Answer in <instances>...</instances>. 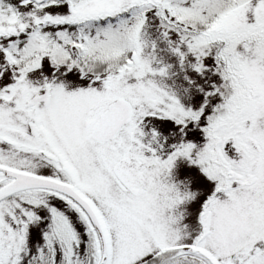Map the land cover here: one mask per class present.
Segmentation results:
<instances>
[{"label": "snow or ice", "instance_id": "1", "mask_svg": "<svg viewBox=\"0 0 264 264\" xmlns=\"http://www.w3.org/2000/svg\"><path fill=\"white\" fill-rule=\"evenodd\" d=\"M0 264H264V0H0Z\"/></svg>", "mask_w": 264, "mask_h": 264}]
</instances>
